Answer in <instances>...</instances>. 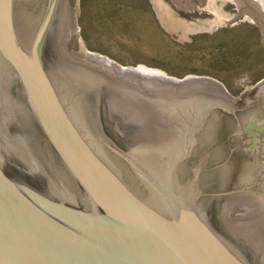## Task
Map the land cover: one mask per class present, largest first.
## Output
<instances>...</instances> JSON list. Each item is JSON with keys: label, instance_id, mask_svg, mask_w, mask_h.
<instances>
[{"label": "water", "instance_id": "95a60500", "mask_svg": "<svg viewBox=\"0 0 264 264\" xmlns=\"http://www.w3.org/2000/svg\"><path fill=\"white\" fill-rule=\"evenodd\" d=\"M199 1L264 48V0ZM77 13L0 0V264H264V78L242 104L211 77L115 66Z\"/></svg>", "mask_w": 264, "mask_h": 264}, {"label": "rangeland", "instance_id": "374dc122", "mask_svg": "<svg viewBox=\"0 0 264 264\" xmlns=\"http://www.w3.org/2000/svg\"><path fill=\"white\" fill-rule=\"evenodd\" d=\"M221 9L237 11L230 0ZM76 26L83 46L115 66L211 77L234 97L264 78L257 24L219 22L199 0L187 9L172 0H78Z\"/></svg>", "mask_w": 264, "mask_h": 264}, {"label": "flooded vegetation", "instance_id": "af4514ba", "mask_svg": "<svg viewBox=\"0 0 264 264\" xmlns=\"http://www.w3.org/2000/svg\"><path fill=\"white\" fill-rule=\"evenodd\" d=\"M255 84L250 90L246 92V94L243 97H236L240 103L243 104L245 102V97L253 96ZM231 124H232V121L228 117H224L220 124V129H219V134H218V143L221 148V152L223 151L224 154H226V151L228 148L227 147L229 143L228 134L230 133V130H231ZM232 162H233V167H234V170L232 173V178H233V175L236 172V170L238 171L243 168L244 160L240 154H237L233 156Z\"/></svg>", "mask_w": 264, "mask_h": 264}, {"label": "bare ground", "instance_id": "6f19581e", "mask_svg": "<svg viewBox=\"0 0 264 264\" xmlns=\"http://www.w3.org/2000/svg\"><path fill=\"white\" fill-rule=\"evenodd\" d=\"M157 71V70H156Z\"/></svg>", "mask_w": 264, "mask_h": 264}]
</instances>
